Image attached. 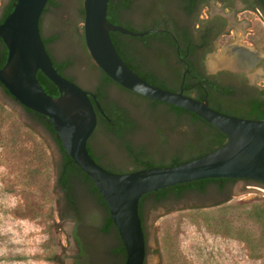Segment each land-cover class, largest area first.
<instances>
[{
    "label": "rangeland",
    "instance_id": "obj_1",
    "mask_svg": "<svg viewBox=\"0 0 264 264\" xmlns=\"http://www.w3.org/2000/svg\"><path fill=\"white\" fill-rule=\"evenodd\" d=\"M57 1L58 8H51L42 20L45 37L57 35L49 45L50 51L57 60L71 58L74 64L68 73L90 87L92 83L81 71L93 65L83 42L84 0ZM5 2L0 0V8ZM151 7L148 0L138 4L140 13H148ZM149 20L147 17L143 21ZM249 20L251 34L244 37L240 31L235 41H256L264 64V21L251 16ZM226 42L224 39L216 46L213 54L218 58H210L211 64H226ZM220 66L214 73L228 68ZM257 80L264 88L263 65L262 77ZM114 93L135 115H141V109L148 115L147 102L135 104L136 100L127 94L118 90ZM202 129L208 131L204 125ZM129 138L158 161L187 151L177 142H161L146 119L140 122L138 134L134 132ZM92 142L103 160L114 163L112 160L119 156L120 162L115 163L118 167L130 165L119 137L100 129ZM60 159L61 150L49 132L0 85V264H71L73 224L57 182ZM78 194L85 204L81 231L90 242L87 264L119 262L112 254L119 243L101 230L102 216L93 198L84 187L78 189ZM253 206H264V185L242 180L221 192L211 189L203 197L192 195L146 204L148 264H264V211L258 219L251 214ZM86 239L79 236L83 243Z\"/></svg>",
    "mask_w": 264,
    "mask_h": 264
},
{
    "label": "flooded vegetation",
    "instance_id": "obj_2",
    "mask_svg": "<svg viewBox=\"0 0 264 264\" xmlns=\"http://www.w3.org/2000/svg\"><path fill=\"white\" fill-rule=\"evenodd\" d=\"M12 2L13 0H6L0 8V22ZM139 2L140 0H115L112 2V6L110 4L108 7V18L115 24L122 25L134 32L155 30L142 36H131L118 31L111 32L114 44L125 62L140 76L163 83L166 89L173 91L182 89L183 93L188 96L199 100L207 99L211 107L221 112L228 114L247 112L249 109L247 101L252 97H257L264 89L257 80L262 77V65L264 64L262 52L256 41L250 40V44H244L235 40L240 31L244 32V37L251 34L248 32L252 26L249 20L250 16L259 22L264 21V0H148L152 6L148 13L139 12ZM58 5L57 0H49L43 11L42 20L46 12H49L51 8H58ZM147 17L150 20L144 22L143 20ZM41 30L44 38H46L42 22ZM56 39L57 36L54 40L46 43L54 64L58 65L63 75L96 95V100L100 103L101 108L94 103L97 112V126L89 139L88 146L92 156L103 167L115 172H127L142 169L147 164L149 166H165L170 165L174 159L177 161L189 160L209 150L204 142L215 132L210 126L211 124L202 122L201 117L195 118L193 112L188 113L182 107L174 108L160 101V103L155 104L154 99L140 95L116 83L93 60L86 47L83 34L87 54L93 60V65L89 66L87 71L81 70L84 79L92 83L90 87L85 86L75 76L68 73L74 61L71 58L57 60L50 51L49 45ZM224 39L227 40L224 58H227L228 63H221L220 65L228 68L214 73L216 67L221 66L211 64L209 59L214 58L216 60L218 58L213 53L216 46L221 44L220 41ZM5 48V44H3L2 49L5 50ZM238 60L245 63L241 61L240 64ZM230 61L235 63L231 64ZM241 67L244 69H240ZM3 90L7 93L4 88ZM114 90L127 94L136 100L134 101L135 104L139 101L147 102L148 108L145 110L148 115L142 109L140 110L141 115H135L134 111L119 96H115ZM109 112L116 114L119 118L129 119L130 127L122 137L112 131L111 127L115 126L116 122L110 117ZM144 119H146L151 132L161 142H177L179 145L182 144L188 152L175 153L160 161L151 159L145 147L136 146L129 138V135L134 132L138 134L140 122ZM203 125L208 131H203ZM100 129L122 139L121 147L130 163L128 167L120 168L115 164L120 162L119 156L114 160L111 159L114 162L111 163L103 160L102 156L96 153L92 140ZM128 144L132 145L136 151H142L144 157L135 159L128 150ZM62 161L61 156L59 170ZM83 177L84 175L81 174L72 180L71 195L75 200L74 203L71 202L66 191L62 188L59 174L57 178L58 186L63 192L66 213L70 214L71 218L69 219L73 224L71 234L75 248L71 264H87L90 257V242L86 239L85 231H81L85 204L78 194L80 187L86 189L89 197L93 198L95 207L101 212V230L112 235L119 246L122 244L114 223L110 224L109 229H103L106 220L111 218L107 204L100 193L89 190V186ZM238 180L252 182L232 178L221 188L215 184H209L204 192L184 189L180 196H177L173 190H169L165 195L159 194V190L147 194L140 200V212L145 234L144 210L146 204H161L169 200H181L192 195L203 197L209 194L211 189H215V192L224 191ZM79 236L86 241L81 242ZM112 254L114 258L120 259L115 264H120L124 258L123 251H117L115 248Z\"/></svg>",
    "mask_w": 264,
    "mask_h": 264
},
{
    "label": "water",
    "instance_id": "obj_3",
    "mask_svg": "<svg viewBox=\"0 0 264 264\" xmlns=\"http://www.w3.org/2000/svg\"><path fill=\"white\" fill-rule=\"evenodd\" d=\"M48 1L15 0L12 10L0 22V40L8 50L0 66V84L21 107L49 118L62 148L91 178L124 246L123 264H148V241L140 215V200L145 195L206 178L245 179L264 185V119L224 113L211 107L207 99L199 100L184 94L182 89L173 91L149 82L125 62L111 32L142 36L155 30H129L108 19L109 0H84L86 47L112 80L145 97L189 110L227 136L220 147L174 165L115 172L99 164L88 144L97 126L94 103L101 106L96 95L56 68L41 30ZM241 61L238 60L240 64ZM38 71L57 87V96L45 91Z\"/></svg>",
    "mask_w": 264,
    "mask_h": 264
},
{
    "label": "trees",
    "instance_id": "obj_4",
    "mask_svg": "<svg viewBox=\"0 0 264 264\" xmlns=\"http://www.w3.org/2000/svg\"><path fill=\"white\" fill-rule=\"evenodd\" d=\"M14 1L15 0H13V2ZM113 1H115V0H109V6H110V4L112 6ZM13 2L11 3L7 13L4 14L2 21L8 15V13L12 10ZM108 13H109V11H108ZM41 22H42V18H41ZM56 36L57 35L44 38L45 43H47L48 41L54 40L56 38ZM111 36H112V34H111ZM112 39H113V36H112ZM3 44L4 43L0 40V66H3V64L7 58V54H8L7 47L5 48V50L2 49ZM55 66L58 69V71L61 73L58 65L55 64ZM37 76H38L39 81L41 82L42 86L44 87V89L47 93L51 94L52 96H57L59 94L57 87L41 71H38ZM143 78H145V77H143ZM145 79L148 80L149 82L153 83V84H156L162 88H165L163 83H159V82H156L155 80H151L148 78H145ZM158 103H160V102L155 100V104H158ZM171 106H173L174 108H178L177 106H174V105H171ZM247 106L249 108L247 112L233 113L231 115H236V116L245 117V118L264 119V89H262V93L259 94L257 97L250 98L247 101ZM183 110L187 111L188 113H191L189 110H186L184 108H183ZM25 111L28 114H30V116L33 117V119H35L37 122H39L40 124L43 125V127L49 132V134L52 136V138L55 140V142L59 146V148L61 150V156L63 158L62 164L60 166V170H58V174L60 175V184L62 185V188L66 191V194L70 198L71 202L72 203L75 202L74 198L71 195L72 180L75 177L80 176L81 174L84 175L83 180H85V182L88 184L89 190L91 192H96L99 194V192H98L97 188L95 187L91 178L77 164L74 163L72 158L62 148L61 141L57 137L56 131L54 130L52 123L49 121V118L46 117L45 115H42L36 111L31 110V109H25ZM109 115L116 122V125L111 127L112 131L115 132L116 134H118V136L122 137L124 135V132L130 127L129 119L124 118V117L119 118V117H117L116 114H114L112 112H109ZM194 117L200 118L196 114H194ZM201 120H202V122H206L204 119H201ZM210 126L212 127V129L215 130V132L211 137L208 136L209 137L208 140H206V142H204V145H206V147H208V149H209L208 151H211V150H214V149L220 147L227 140V136L223 132H221L219 129H217L213 125H210ZM204 134H206V133H204ZM209 135H210V133H209ZM128 150H129L130 154L132 156H134L135 159L140 158V157H144V153L142 151H136L132 145L128 144ZM200 155H202V154H200ZM180 162H183V161H177L174 159V160H172L170 165L178 164ZM147 167H151V166H149L147 164L144 168H147ZM231 179L232 178H206V179L194 180V181L185 182V183H179V184L174 185V186H170V187H166L164 189H160L159 194L165 195V194H167V192L169 190H173V191H175V194L177 196H180L184 189H192V190H197L199 192H204L206 187L209 184H215L221 188V187H223V185L228 180H231ZM263 211H264V206H262V209L260 207L253 206L251 214L254 217L258 216L259 217L258 219H261L262 218L261 212H263ZM140 215H141V212H140ZM141 217H142V215H141ZM110 224H113V221L111 218L106 220V222L103 226V229L104 230L109 229ZM248 243H250L249 240H248ZM120 250H122L124 253V258L120 261V264H123L124 259H125V250H124V246L122 244L117 247V251H120Z\"/></svg>",
    "mask_w": 264,
    "mask_h": 264
},
{
    "label": "bare ground",
    "instance_id": "obj_5",
    "mask_svg": "<svg viewBox=\"0 0 264 264\" xmlns=\"http://www.w3.org/2000/svg\"><path fill=\"white\" fill-rule=\"evenodd\" d=\"M228 59H229V58H228ZM223 61L226 62V63H228L227 58H225ZM229 63L233 64V63H235V62H234V61H230Z\"/></svg>",
    "mask_w": 264,
    "mask_h": 264
}]
</instances>
